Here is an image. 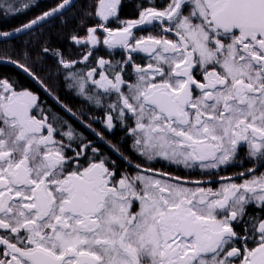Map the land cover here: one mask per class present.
Returning <instances> with one entry per match:
<instances>
[{"label":"snow or ice","instance_id":"1","mask_svg":"<svg viewBox=\"0 0 264 264\" xmlns=\"http://www.w3.org/2000/svg\"><path fill=\"white\" fill-rule=\"evenodd\" d=\"M121 4L96 0L95 12L85 13V21L98 22L86 36H71L88 47L81 59L55 52L67 87L105 108L106 130L119 121L142 161L207 174L234 165L245 147L252 166L220 177L214 190L133 163L85 124L126 165L117 178L116 160L42 108L32 91L0 79V264H264V218L245 219L249 205L264 210V172L255 175L264 167V0H167L163 8L144 0L137 18L123 20ZM2 6L15 14L38 0ZM73 6L58 0L11 32L0 31V40L32 33ZM112 20L117 27L108 26ZM100 43L121 50V58L99 56L87 66ZM49 51L41 48L38 59ZM2 62L79 119L28 63ZM77 64L87 71H72Z\"/></svg>","mask_w":264,"mask_h":264},{"label":"trees","instance_id":"2","mask_svg":"<svg viewBox=\"0 0 264 264\" xmlns=\"http://www.w3.org/2000/svg\"><path fill=\"white\" fill-rule=\"evenodd\" d=\"M165 0H154L155 6L160 7ZM5 0H0V31H12L14 28L19 27L29 19L39 15L42 11H46L54 7L58 0H38V6L30 7L21 13L6 12L2 6ZM7 3H15L17 7L20 3L26 0H6ZM96 0H77L74 6L64 13V17H56L49 20L47 23L40 25L34 29L32 33L22 34L20 36L0 40V59L7 60L11 57L12 60L19 61L20 63H28L33 67L46 82L48 87L52 90L54 96H57L65 103H70V88L67 87L65 77L67 71L63 70L58 64V57L55 52L59 50L64 54L66 59H81V54L88 51L87 46L76 45L72 40L73 34L80 37L86 36V28L95 25L98 18L92 17L85 21L86 12H95ZM144 3V0H122L119 8V18L135 19L138 15V5ZM144 6H148L146 3ZM82 21H85L82 25ZM108 26L115 28L118 26L116 20L108 23ZM48 47L50 51L42 55V59H38V53L41 48ZM25 53L28 56H25ZM103 56L106 59L119 60L120 56L117 50H108L103 44H98L93 52L91 59L87 62V66H92L95 59ZM58 69H60L58 71ZM83 70L87 71L84 64H77L73 67L72 71ZM7 78L13 82L17 89H24L34 86L27 78L26 74L19 68L6 63H0V79ZM147 168L160 169L165 172L172 173L174 176H181L191 179H199L206 176H201L197 173L182 172L179 168L174 166L167 167L158 164H147ZM216 184H214L215 186Z\"/></svg>","mask_w":264,"mask_h":264},{"label":"flooded vegetation","instance_id":"3","mask_svg":"<svg viewBox=\"0 0 264 264\" xmlns=\"http://www.w3.org/2000/svg\"><path fill=\"white\" fill-rule=\"evenodd\" d=\"M166 3H167V0L162 2L161 6L158 8H163L166 5ZM137 16H136V18H137ZM147 34H148V31L136 33L137 36L147 35ZM100 40L101 41L103 40V35H100ZM100 44H103V43H100ZM115 50L118 51L119 56L121 58V55H122L121 50H119V49H115ZM106 51H108L107 48H106ZM136 61L138 63H145L146 62L139 55L136 56ZM128 72H129V74L131 73V67L130 66H129ZM26 76L32 82V84H34V86L24 88V89H28V90L32 91L34 94H36L39 97V103H40V106L42 108L49 110L50 113L56 114L59 117H61L63 120L68 121V123L71 124L72 127L78 133H82L83 136L86 137L88 140H92L94 142L95 146L99 147L102 150V152H104L106 155L110 156L112 160L117 161L118 165L120 166L119 170L117 172V178H119V173L121 171L125 170L126 165L114 153H112L102 142H100L98 140V138L88 128H86L84 126L85 124H91L92 128H94L96 131L102 132L105 139L111 141L113 144H116L121 149V151H123L125 153V155H128L132 159L133 163L158 164V165L163 166L164 169H166L167 167L173 166V165H169L165 161H160V160L153 161V162L142 161L138 156H136L135 153H133L131 151L130 145L132 143V140L130 137L126 136V129L121 128L119 121L115 122L116 126L113 130H111V131L106 130L104 127V124L101 122L104 120V117H105V108L104 107H97L95 104L88 103L83 97L77 95V92L75 91V89H70V93H69L70 103L67 104L60 99H59V101L62 104L70 107L73 110V112H75L77 114V117H79V119H76V118L72 117L70 114L66 113L61 107H59L56 103H54V101L46 94V92L43 91L31 78H29L28 75H26ZM126 78L127 79H133V77H131V75H127ZM17 90H19V89H17ZM112 99H115V97H112ZM108 102H110V101L106 98L105 104ZM94 118H98V119H94ZM80 121H83L84 123L82 124ZM128 123L131 124V121L129 120ZM57 138H59L58 133H57ZM251 166H252V164L247 162L246 148L242 147L240 149V154L237 157L236 163L234 165L222 167V168L216 169V170H209L207 174H204L203 172H201V170L199 168H197V169H184V168L182 169L181 167H174V168H179L182 172H185V173L194 172V173H197L201 176H206V177L199 178V179H191V180H201V179H212V178L233 176L239 172L244 171L245 169H247L248 167H251ZM128 171L132 172V171H134V169L129 168ZM261 172H264V167H260L259 170L255 173V175L259 176ZM248 178L249 177H245V179H248ZM234 182L235 183H241L242 180L240 178H236L234 180ZM214 184H216V185L214 186ZM219 184H220V182H216V183L206 184V185H202V186H208V187H211L213 189H217ZM138 209H139V204L136 203L133 205L131 210L133 212H135V211H138ZM250 216H259L261 218H264V210H261L255 204L249 205L247 207V210H246L245 219H247V217H250ZM236 230L240 231L241 225H237Z\"/></svg>","mask_w":264,"mask_h":264},{"label":"water","instance_id":"4","mask_svg":"<svg viewBox=\"0 0 264 264\" xmlns=\"http://www.w3.org/2000/svg\"><path fill=\"white\" fill-rule=\"evenodd\" d=\"M77 0H74V3L76 2ZM51 20V19H50ZM44 24V23H43ZM42 25V24H41ZM20 35H22V34H17V35H15V37H17V36H20ZM12 37H10V38H8V39H11ZM5 40H7V39H5ZM3 60H5V59H3ZM7 63V62H6ZM9 64H11V63H9ZM11 65H13V64H11ZM13 66H15V65H13ZM16 67V66H15ZM18 68V67H17ZM21 70V69H20ZM22 71V70H21ZM23 72V71H22ZM27 75V74H26ZM47 94V93H46ZM48 95V94H47ZM49 96V95H48ZM53 101H54V103H56L55 102V100L51 97V96H49ZM57 104V103H56ZM59 107H60V105L59 104H57ZM236 175H233V177H235ZM227 177H229V176H227ZM191 180V179H190ZM202 181H205L206 183H204L203 185H206V184H211V183H216V182H220V178H212V179H201ZM207 181H211V183H207Z\"/></svg>","mask_w":264,"mask_h":264},{"label":"rangeland","instance_id":"5","mask_svg":"<svg viewBox=\"0 0 264 264\" xmlns=\"http://www.w3.org/2000/svg\"><path fill=\"white\" fill-rule=\"evenodd\" d=\"M144 164V163H143ZM144 166L145 167H147L148 165L147 164H144ZM174 167H177V166H175V165H173ZM182 168V167H181ZM183 169V168H182ZM189 179H191V178H189ZM190 187L192 186V185H189ZM203 187H208V186H203ZM220 187V184L218 185V187H217V189ZM215 190V189H214Z\"/></svg>","mask_w":264,"mask_h":264}]
</instances>
